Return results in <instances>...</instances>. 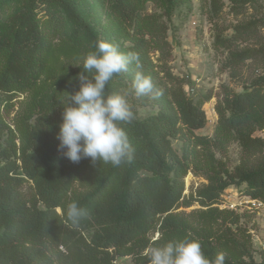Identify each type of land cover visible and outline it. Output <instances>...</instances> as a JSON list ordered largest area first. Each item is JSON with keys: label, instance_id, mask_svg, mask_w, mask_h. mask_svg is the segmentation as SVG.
Wrapping results in <instances>:
<instances>
[{"label": "trees", "instance_id": "1", "mask_svg": "<svg viewBox=\"0 0 264 264\" xmlns=\"http://www.w3.org/2000/svg\"><path fill=\"white\" fill-rule=\"evenodd\" d=\"M192 1L108 0L110 23L96 27L82 0H0V264H116L121 257L149 264L150 247L180 240L198 241L210 260L222 253L224 264H264L255 257L248 211L220 206L234 185L264 203V3L200 0L212 48L223 55L220 70L244 88L224 87L207 134L204 105L213 89L189 95L169 39L176 10L191 11ZM98 40L137 53L161 92L134 95V64L106 86L108 94L127 91L134 114L120 124L133 158L118 167L73 163L56 138L63 92L80 85L83 70L74 65ZM140 107L155 112L142 117ZM232 143L241 154L231 168L222 155ZM189 172L206 182L187 195ZM73 201L87 212L75 227L65 223Z\"/></svg>", "mask_w": 264, "mask_h": 264}, {"label": "clouds", "instance_id": "2", "mask_svg": "<svg viewBox=\"0 0 264 264\" xmlns=\"http://www.w3.org/2000/svg\"><path fill=\"white\" fill-rule=\"evenodd\" d=\"M135 65L131 91L137 97H159L161 92L151 78L143 73L139 56L135 52L123 53L112 43L98 40L95 50L88 52L82 63L74 66L79 74V89L74 93L63 92L59 104L63 106L59 124L58 150L73 163L90 158L95 164L103 162L113 167L131 161L133 149L127 133L120 126L130 123L134 114L127 100L128 92L108 94L106 86L116 75ZM73 65V64H72ZM87 215L78 202L68 203L65 223L78 226ZM149 264H224L225 257L218 253L211 260L205 257L201 245L195 240L168 242L148 249Z\"/></svg>", "mask_w": 264, "mask_h": 264}, {"label": "rangeland", "instance_id": "3", "mask_svg": "<svg viewBox=\"0 0 264 264\" xmlns=\"http://www.w3.org/2000/svg\"><path fill=\"white\" fill-rule=\"evenodd\" d=\"M264 3V0H260ZM108 0H82V8L86 17L96 27H100L104 23H110L107 6ZM157 10L152 4L149 11ZM186 6L178 8L173 15L172 28L169 31V39L174 45V72L184 75L189 84L186 90L192 97H199L209 89H213L214 97L207 103L204 108L209 118L208 125L202 130L204 133L212 134L214 125L217 121L215 111V103L225 86H229L234 90L243 91L242 81L231 80L226 71H221V61L223 55L216 53L212 48L213 30L212 23L209 22L206 14L202 13L200 8V0L192 1V9L187 13ZM264 12V9H263ZM226 19H231L229 15ZM264 31V28H263ZM252 68H245L247 76L250 75ZM140 115L146 117L155 109L152 107H140ZM257 134H262L258 132ZM241 149L237 143H232L223 159L228 162L232 168L239 163ZM205 181L204 178L189 172L185 177V194L195 191ZM246 185L231 186L221 196V207H229L238 211H248V226L251 227L253 242L255 246V257L257 260H264V203L259 200L253 204V199L241 193ZM27 190L28 188L25 187ZM28 191V190H27ZM198 207L185 208L186 211ZM183 208H180L182 210ZM116 264H134L131 257H121L117 259Z\"/></svg>", "mask_w": 264, "mask_h": 264}, {"label": "built area", "instance_id": "4", "mask_svg": "<svg viewBox=\"0 0 264 264\" xmlns=\"http://www.w3.org/2000/svg\"><path fill=\"white\" fill-rule=\"evenodd\" d=\"M252 201H253V204H255L256 201H254V199Z\"/></svg>", "mask_w": 264, "mask_h": 264}]
</instances>
